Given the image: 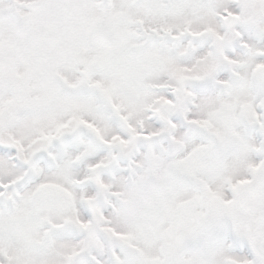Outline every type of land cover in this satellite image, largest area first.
Here are the masks:
<instances>
[{"label": "snow or ice", "instance_id": "obj_1", "mask_svg": "<svg viewBox=\"0 0 264 264\" xmlns=\"http://www.w3.org/2000/svg\"><path fill=\"white\" fill-rule=\"evenodd\" d=\"M0 264H264V0H0Z\"/></svg>", "mask_w": 264, "mask_h": 264}]
</instances>
